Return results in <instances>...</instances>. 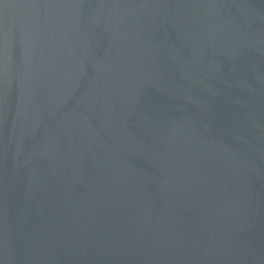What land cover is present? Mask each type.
Here are the masks:
<instances>
[{
	"label": "water",
	"instance_id": "water-1",
	"mask_svg": "<svg viewBox=\"0 0 264 264\" xmlns=\"http://www.w3.org/2000/svg\"><path fill=\"white\" fill-rule=\"evenodd\" d=\"M0 264H264V0H0Z\"/></svg>",
	"mask_w": 264,
	"mask_h": 264
}]
</instances>
